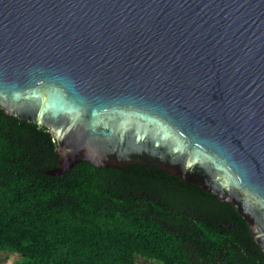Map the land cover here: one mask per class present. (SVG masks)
<instances>
[{"label": "water", "instance_id": "1", "mask_svg": "<svg viewBox=\"0 0 264 264\" xmlns=\"http://www.w3.org/2000/svg\"><path fill=\"white\" fill-rule=\"evenodd\" d=\"M0 106L53 132L50 174L157 166L264 251V0H0Z\"/></svg>", "mask_w": 264, "mask_h": 264}, {"label": "trees", "instance_id": "2", "mask_svg": "<svg viewBox=\"0 0 264 264\" xmlns=\"http://www.w3.org/2000/svg\"><path fill=\"white\" fill-rule=\"evenodd\" d=\"M58 148L0 106V264H264L232 204L144 163L52 175Z\"/></svg>", "mask_w": 264, "mask_h": 264}, {"label": "rangeland", "instance_id": "3", "mask_svg": "<svg viewBox=\"0 0 264 264\" xmlns=\"http://www.w3.org/2000/svg\"><path fill=\"white\" fill-rule=\"evenodd\" d=\"M12 261H16V258L11 259ZM138 264H157L153 261H147L144 259H138Z\"/></svg>", "mask_w": 264, "mask_h": 264}]
</instances>
